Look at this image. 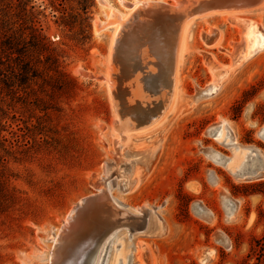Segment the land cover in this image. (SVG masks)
<instances>
[{
    "label": "rangeland",
    "instance_id": "rangeland-1",
    "mask_svg": "<svg viewBox=\"0 0 264 264\" xmlns=\"http://www.w3.org/2000/svg\"><path fill=\"white\" fill-rule=\"evenodd\" d=\"M105 2L31 0L47 50L32 55L33 63L39 60L34 78L0 90L7 153L0 152V168L14 195L0 214V264H49L67 213L99 193L101 181L121 208L144 210L142 220L149 221L144 232L118 231L117 244L114 237L102 246L93 264H264V48L237 62L232 55L242 52L243 25L252 22L264 32V0L227 2L223 7L235 4L241 11L230 18L195 19L178 68L176 107L119 145L107 84L116 30L98 25L111 12L126 17L127 4L173 2ZM166 27L169 34L159 37L163 44L171 35ZM204 36L208 44L220 40L208 48ZM48 55L57 61L54 68L47 69ZM139 58L133 57L136 66L129 59L130 65L139 67ZM132 76L128 86L139 103L140 74ZM212 83L215 89L203 94ZM237 153L245 154L239 167L227 165ZM122 160L140 168L130 191L121 177ZM151 219L160 228L151 229ZM120 247L126 257L117 254L110 262L111 251L116 249L114 257Z\"/></svg>",
    "mask_w": 264,
    "mask_h": 264
},
{
    "label": "water",
    "instance_id": "water-1",
    "mask_svg": "<svg viewBox=\"0 0 264 264\" xmlns=\"http://www.w3.org/2000/svg\"><path fill=\"white\" fill-rule=\"evenodd\" d=\"M213 1L218 2L216 0H191L190 9L188 10L190 11L189 15H202L203 12L207 11L206 4L212 3L213 6ZM228 1L221 0V7ZM178 13L177 8L162 3H156L152 8L150 7L145 11L139 9L129 18L121 35L116 37L112 56L113 66H115L113 78L116 87L110 93L112 106L117 117V121L112 123L113 132L116 129L118 131L121 123L127 124L128 118L134 116V113L131 112L133 104L130 105L128 102V98H130L129 90L131 89L128 84L133 77L132 75L140 74L139 78H148L147 74L142 73L144 71L142 66L133 67V64L132 66L130 65L129 57L136 52L134 57L136 59L142 49L141 46L150 39L149 37L154 32H157L156 36L162 34L165 37L167 35V24L177 23L175 27V34L177 36L180 21H175ZM176 36L172 39L169 38L172 56L175 54ZM134 49L136 50L131 52ZM149 53L154 55L155 59L159 58V51L157 49ZM168 72L165 73V77H161L165 82L161 79L157 80L158 77L155 79L156 75L152 78L153 84L151 88L156 92L152 100L156 101L155 99L160 96L162 102L158 113L156 112L151 115L148 113L149 116L145 118L153 119L155 116H159V114L166 111L170 96V84H172L171 70H168ZM164 83L166 84L163 86ZM142 88L148 89V86L146 85L144 88V85H142ZM136 89L137 86L135 85ZM137 96L140 95L137 94ZM134 122L138 121L134 120ZM262 136L264 137V133ZM242 174H244L242 171L235 173L236 176ZM250 174L253 176L254 172ZM96 187L100 189L99 193L81 199L67 213L53 241L49 264H93V261L97 259L101 247L106 243L111 234H115L124 228L128 229L129 233L144 232L143 224L145 222L142 220L144 219V212H140V216L136 214L134 216V214H131L127 209L121 208L119 204L109 197L102 181L97 183ZM107 214H110L109 218ZM139 225L140 227H137Z\"/></svg>",
    "mask_w": 264,
    "mask_h": 264
},
{
    "label": "bare ground",
    "instance_id": "bare-ground-1",
    "mask_svg": "<svg viewBox=\"0 0 264 264\" xmlns=\"http://www.w3.org/2000/svg\"><path fill=\"white\" fill-rule=\"evenodd\" d=\"M98 1H99V3L101 5L107 6V3L105 2V0H98ZM171 1L173 2V4L168 5V6H171L173 8H177V12H179L177 14L175 22H179L180 21L179 22V30H178L177 36L175 34V27H176L177 23L170 24V31H171L170 38L172 39L173 37L176 36V41H177L176 42L177 44H176L175 54L172 56V49L169 46V44H167V42L165 44H163L162 38H159V37H161V35L157 36V37H154L153 39H148L147 40V44L145 45V48L147 50L145 52L146 55L144 57H142V58H139V57H141L140 56L141 55V50H140V52H139L140 55L138 56V58H139L138 59L139 60L138 61L139 62V66L141 64L140 62L144 63L143 66H142V64H141V66L145 68L144 65H146V70L148 69V72L150 71V73H148L147 75H150V76H147L148 78H146V79L141 77L142 79L140 78V80L138 81L139 84H138V88H137L136 92L140 95L139 96L140 99L137 97V100L138 99L140 100L139 103L135 102L134 93L132 94V91H131L132 89H130V91H129V97L130 98H128V102L130 103V105L133 104V110L131 112L134 113V116H132L131 118H128V123L126 125L129 124L128 125L129 127L125 128L124 127L125 123H123V124H121L120 128L118 129V131L116 129L117 132H115L114 137H115V141H116L117 145L121 144L124 141H127L130 137L134 136L135 132L140 131V130H144L145 128L151 126L152 124H154L157 121V119L160 116L164 117L163 114L166 113L170 108L176 107L177 103L179 102V100H178L179 96H178V92H177L178 68H179V64L181 62L182 52L184 51V49H185V47L187 45L186 44V40H187V35H188V32H189L188 29L190 27V24L197 18H204V17H207V16H213V15H224V16H229V18H230L231 15H233L235 13H238V12H241L240 9H239L240 7L238 6V8H237L235 6V4H233L232 7L230 5L227 6V7H221V5H222L221 0H216L218 2L214 1L215 3L213 4V6H212V3H207L206 4V8H208V9L202 15H200V16L189 15L190 11H188V10L190 9L189 5H190V1L191 0H171ZM205 1H207V0H205ZM236 1H241V0H229L228 3L229 4L231 2H235L236 3ZM246 1L253 2L255 0H246ZM156 3L160 4L158 2H145V3H143V2H135V3H132L130 5L127 4L126 6H127L128 10L130 11V13L126 17H123L120 14L117 15L114 12H111L110 15L108 16V22L105 23V24L102 23V24L98 25V29L97 30H102L103 28H106V27H114L115 30H116L115 34H114V37H113V40H112L111 58H110L111 61L109 63L110 64L109 79L107 80L108 88H109L110 91H112L116 87V84H115V81H114V78H113V74H114V71H115V66H113V62H112L113 47H114V44H115L116 37L121 35V32H122L123 28L125 27V25H127V22L129 20V18H131V16H133L137 12V10L141 9V10L145 11V10H147L150 7L152 8L154 6V4H156ZM245 5H246V3H245ZM242 9H244V7ZM246 9H248V8H246ZM241 34H242V38L244 40L243 48L241 49L242 52L235 51V53L232 54L233 56H235L236 62L240 58L249 59L251 57L250 55H252L255 51H258V50H261V49L264 48V32L260 29V27L257 24L252 23V22L246 23V25H243V29H241ZM155 40H156V42H155ZM204 40H205V42H207L206 46L208 48H212V47H214V46H216L218 44L220 38L217 37L215 39V41L213 43H211V44H208L209 42H208V39H207L206 36H204ZM154 49H157L159 51V58H157V59H155L153 57L154 55H151L149 53V52L153 51ZM142 52H144V51H142ZM133 57H135L134 54H133ZM133 57H131L130 59H132L134 62H136L135 59H133ZM137 65H138V63H137ZM135 66H136V63H135ZM229 68H227L225 70V72L228 71ZM168 70H171V73H172V76H171L172 84H170V90H169V95L170 96H169L167 109H166V111H164V113L162 112L161 114H159V116H155L153 119L145 118L146 116H149V115H151L153 113H156V112L158 113L159 110H160L161 102H162V99L160 100V98H161L160 96H158L157 99H155L156 101L152 100L153 95L156 94V92H154L153 89L151 88L152 87L151 85L153 84V79L152 78L156 75L155 79L158 77L157 80L161 79L163 82H165V80L163 78H161V77H163V76L165 77V73H169ZM79 73L81 75L85 74V73H82L81 71H79ZM151 75H153V76L151 77ZM165 84L166 83H164L163 86ZM142 85H144V88L147 85L148 89H143ZM214 89L215 88H214V84H213V85H210L207 88L203 89L201 92L204 94V93L211 92ZM137 105H139V106L137 107ZM149 108H152V109H149ZM148 113H150V114L148 115ZM134 120L135 121L137 120L138 122H134ZM116 121L117 120L115 118V122ZM222 126H224V125H222ZM222 134L223 133H222V129H221V131L219 132V135H217L216 138H218V139L222 138L223 137ZM253 152H256V151H253ZM242 154H244V153H237L235 155L236 159H233L234 157H232L230 159H227L226 164L227 165L228 164H232V165L236 166V168L239 167V165L243 162V159L245 158V156H244L245 154L244 155H242ZM255 154L259 155L258 152H256ZM261 157H262V162L264 163V157L263 156H261ZM121 163H123V165L126 166V168H124L123 165L120 167L121 177H123L124 180H125L124 183H126L127 191H130L131 189L136 187L137 184H138V181L135 179L136 178L135 175L138 174V170L140 168L136 167L137 166L136 162L134 163V162L129 161L128 163H126L124 160H122ZM122 167L124 169H122ZM124 170H126V171H124ZM237 171H240V170H237ZM240 176L242 177L243 174L240 175ZM128 211L131 214H134V215L135 214L137 215V214H140V212H143L141 209H133L132 211H130V210H128ZM147 214H148V212H147ZM109 217H110V214L108 215V218ZM148 221H149V217H147V219L145 220L144 229L146 228V226L148 227ZM158 227H159V225L157 226L156 222L153 219H151L150 220V228L154 230V229H156ZM117 233L118 232H116L115 234H111V236L109 237V239L106 241V243L104 245L107 246L108 244H110V242L114 239V237L115 238L117 237ZM118 237L115 240L112 241L113 244L116 243V241L118 240ZM140 245L141 244L139 242H136L135 243V248H140ZM101 249H102V247H101ZM113 250L116 251V249H114V248H113ZM113 250L111 251V253L109 255V258L112 257L110 262H113L114 259L118 260L117 254L120 257H123V256H124V258L126 257V253L124 252L125 251L124 247L121 248V249H117L118 252H114L113 253V254H115L114 257L112 255ZM138 255H140L139 252L137 253V256ZM93 263H94V261H93ZM122 264H124L123 261H122Z\"/></svg>",
    "mask_w": 264,
    "mask_h": 264
},
{
    "label": "trees",
    "instance_id": "trees-1",
    "mask_svg": "<svg viewBox=\"0 0 264 264\" xmlns=\"http://www.w3.org/2000/svg\"><path fill=\"white\" fill-rule=\"evenodd\" d=\"M30 4L31 0H0V90L14 83L21 86L34 78L39 60L33 63L32 55L40 57L47 50L46 38L37 19L39 13L34 14ZM45 62L49 63L47 69L54 68L57 63L51 55L45 57ZM4 143L0 134V152L7 155ZM0 169L1 214L7 205L14 203V195L9 190L5 168Z\"/></svg>",
    "mask_w": 264,
    "mask_h": 264
}]
</instances>
